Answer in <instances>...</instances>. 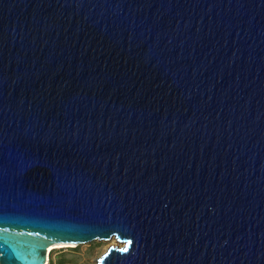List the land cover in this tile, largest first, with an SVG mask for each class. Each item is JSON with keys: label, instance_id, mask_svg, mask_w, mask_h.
Returning a JSON list of instances; mask_svg holds the SVG:
<instances>
[{"label": "water", "instance_id": "water-1", "mask_svg": "<svg viewBox=\"0 0 264 264\" xmlns=\"http://www.w3.org/2000/svg\"><path fill=\"white\" fill-rule=\"evenodd\" d=\"M111 238L264 264V0H0V264Z\"/></svg>", "mask_w": 264, "mask_h": 264}, {"label": "rangeland", "instance_id": "rangeland-1", "mask_svg": "<svg viewBox=\"0 0 264 264\" xmlns=\"http://www.w3.org/2000/svg\"><path fill=\"white\" fill-rule=\"evenodd\" d=\"M111 245V241H93L78 246L64 245L50 252L48 264H96L97 259Z\"/></svg>", "mask_w": 264, "mask_h": 264}, {"label": "bare ground", "instance_id": "bare-ground-1", "mask_svg": "<svg viewBox=\"0 0 264 264\" xmlns=\"http://www.w3.org/2000/svg\"><path fill=\"white\" fill-rule=\"evenodd\" d=\"M109 241H111L112 242V245L111 246H116V244L118 243L117 241H116V239L115 238H111ZM66 246V245H73V244H62V243H59V244H52V245H50L49 247H48V249H47V259H46V263L45 264H48V261H49V254H50V252L52 251V250H54V249H57V248H59V247H61V246ZM118 246H119V243H118ZM117 246V247H118ZM98 260V259H97ZM97 262V261H96Z\"/></svg>", "mask_w": 264, "mask_h": 264}, {"label": "snow or ice", "instance_id": "snow-or-ice-1", "mask_svg": "<svg viewBox=\"0 0 264 264\" xmlns=\"http://www.w3.org/2000/svg\"><path fill=\"white\" fill-rule=\"evenodd\" d=\"M124 251H127V249L125 248Z\"/></svg>", "mask_w": 264, "mask_h": 264}]
</instances>
